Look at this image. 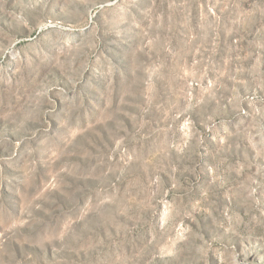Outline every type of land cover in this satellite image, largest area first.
<instances>
[{
	"label": "rangeland",
	"instance_id": "374dc122",
	"mask_svg": "<svg viewBox=\"0 0 264 264\" xmlns=\"http://www.w3.org/2000/svg\"><path fill=\"white\" fill-rule=\"evenodd\" d=\"M0 264H264V0H0Z\"/></svg>",
	"mask_w": 264,
	"mask_h": 264
}]
</instances>
